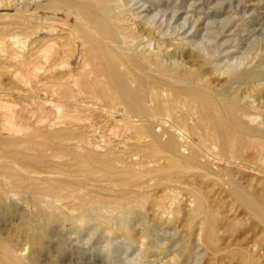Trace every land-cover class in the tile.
Instances as JSON below:
<instances>
[{"label": "rangeland", "instance_id": "obj_1", "mask_svg": "<svg viewBox=\"0 0 264 264\" xmlns=\"http://www.w3.org/2000/svg\"><path fill=\"white\" fill-rule=\"evenodd\" d=\"M41 1L46 2V0H0V13H1L0 14V97H1L0 105H3L2 103H4V107H5V108L0 109V113L1 112L3 113V116H2V113L0 114V118H1L0 122L4 121L2 119H7L10 116L9 114H12L13 116L14 115L13 113H15L13 117L16 121H20L19 117H21L22 123H24L25 121V123H29V124L33 123L32 125H34V122L37 119L38 120L41 119L40 123L43 125L40 126L41 124H38L37 122H35V125L38 124L40 127H43V131L45 130V132H48L46 131L47 129L49 130L48 127L55 126L54 128L52 127L51 130L49 131L50 133L49 132L48 133L53 134V132L56 133L57 131L59 133L58 136L60 135L62 136L63 133H60V132H62L64 128L63 126L65 125L61 123V124H55V125L48 126L50 120H54L57 117L56 112L53 111V109L48 105V103L46 104L44 102L47 100L52 101L54 99V96L52 95L51 90H50L51 88L49 89L48 86H51L52 88L56 90L59 89L58 92L62 90L65 92V89H66V92H68L69 89H72L73 87L72 83L70 82V79L67 76L69 75V69L71 70V72H74V73L79 72L77 74H78V78L80 79L79 81L80 84L81 83L82 85L87 84L88 82L92 81L96 77L94 74V71H95L94 69L96 68L97 63L94 59H92L89 55L85 54L84 52H83L84 54L79 55L81 50H83L84 46H82L81 44L79 45V42L77 43L75 41V43H73V47H74L73 52L67 51V54L69 56H72V58L76 60V61L72 60L73 65L71 64L72 66L70 65L67 67L64 65H61V66L57 65L66 56L64 52L61 53L60 51L62 50L61 48V44L63 43L62 41H67L66 38H68L67 31H65L64 29L66 26L65 24H63L64 23L63 21L67 19L66 18L67 15L56 13L53 11L50 12L46 8L43 10L44 6L42 7L43 4H40ZM125 2L126 4H124ZM110 4H112V2H110ZM37 5H41V6L37 7ZM39 7H41L40 10H39ZM6 10L10 13H8ZM119 10L120 11L122 10V12L120 14V20L118 23L121 25L123 24L122 26L124 28H126L127 26L130 29L131 27L130 31L132 32L134 31L133 32L134 37H136L137 35L136 37L137 39L135 40L144 42V44L141 45L142 46L141 49L144 51L147 50L145 52L155 50L154 52L163 53L162 54L163 58L168 63L172 59L178 62L182 61L181 63H183L185 67L191 68V69H194L202 65V72L205 74L206 79L210 82V85L213 88L215 89H221L223 87L227 88L225 92L226 94L225 96L228 98V100L232 99V97H234L238 93H239V96L241 97H244L243 96L244 94L250 96L251 89H252L251 93L256 92L255 93L256 96L254 97V94H251L248 101L249 102L253 101L252 102L253 105L251 103L250 104H251V107L253 108L254 106L256 110H254V108L253 109L251 108L250 110L251 112L254 111L253 113L257 114L256 116L258 117V119L256 118V120L250 121V124L256 127L259 126L260 128L263 127L264 125V110H263L264 109L263 108L264 88L262 87H264V85L259 86V88H262L261 90H263V91L258 90L259 93L257 92V89L250 87L249 86L250 84L249 85L246 84L248 86L244 84L246 87L243 84H241V86H238V88H236L235 86L236 84H234L231 86L232 88L229 87L230 89L229 90L227 87L228 85L227 74L223 72L221 73L220 71L219 72L216 71L214 67L212 66V64L207 63V59H205L207 56H205L206 55L205 53H202L203 51L199 49V46L201 44V45H204L207 49L209 47L208 50L210 51L208 50L206 51H208L209 53L213 52L212 54H214V56H212V60L219 67H224V65H226L229 62L239 60L238 59L239 56H240L239 57L240 59L241 58L243 59L245 57V59L246 58L247 59L246 60L244 59L243 65L245 67L246 66L250 67L251 69L253 68L252 73L253 72L254 74L256 73L257 74L256 77H259V78L261 76L264 77V69H262L264 68V63H263L264 62V55H263L264 54L263 53L264 52V0H125L123 4L120 6ZM13 13L16 15L14 16ZM51 15L52 16L57 15V16L52 17ZM16 16L17 18H15ZM51 17L56 20L52 19ZM63 17L65 18L63 19ZM30 18H34L32 21H30L33 24L32 29L35 28L34 31H32L29 34L30 37L25 42L24 44L25 46L23 45L24 47L22 45L21 46L18 45L17 47L14 46L15 44L11 42L10 37L11 35L12 36L16 35L18 33L17 31L18 29L14 26V24H12V20L19 19L18 20L19 22L25 23L24 21H26L27 23L29 22ZM7 19H10V23L9 21H7ZM49 23L50 24L52 23L53 25L49 26L48 25ZM37 24L39 25L38 27H37ZM9 25L12 26L10 27V29H9ZM50 28H52L53 30H50ZM57 33L59 34V37ZM52 35H53V38L55 37L54 39L52 38ZM56 36L59 39H57ZM189 36H191V38ZM46 37L47 38L49 37V38L47 39ZM44 38H46L47 40L45 41ZM49 39H52L54 41L57 40L56 41L57 43L55 42L56 44H58L60 41L62 43L60 42L58 46L55 43H52V41H50L49 43L48 42ZM196 40H199L201 42L200 44H198L199 46L196 44V43H199V41H196ZM212 40L213 41L215 40L218 42L214 41L215 42L214 43ZM29 41H31V43H29ZM149 41L151 43V47L148 48L147 46H144V45L149 43ZM176 41H184L186 45L183 42H182L183 44H181L180 42V45H179V43ZM46 42H48V45H45ZM40 44L43 46H41ZM193 44L195 45V47H193L194 46ZM38 45L40 46L39 48H38ZM44 45L48 46L47 48L51 47L50 49H52V51L53 50L55 51V52L53 51V53H56V54L52 53V55H55V56L63 55V57L59 56L58 59L56 60L55 56L53 57L49 49L46 50L47 48H45ZM75 46L79 49H77ZM163 46H167V47H163ZM218 47L221 51L218 49ZM247 47L251 48V52H249L250 48H247ZM37 48H38V51L36 52ZM40 48L42 49L44 48L46 50V54L49 52L51 56L49 54H47V56L49 55L51 58L49 56H48L49 58H47L45 52H43L44 50L42 51L40 50ZM32 49L35 50L34 52L35 55L34 53L30 54V50L33 52ZM244 49H246V52ZM39 50L42 52H39ZM241 51L245 53L241 54ZM27 52L29 53V56ZM59 52L60 54H58ZM250 54H251V59H249ZM32 55L34 57H37L34 60L35 62H37V63L34 62L35 65L38 63L40 65L35 66L34 64H32L33 59H34ZM221 55L223 56L220 57ZM45 56H46V60L47 59L50 60L48 64H47V61H45L44 59ZM27 57L29 59L28 61L32 60V62L26 61ZM219 57L221 60L219 59ZM88 58L92 59L93 63ZM247 60L248 61L250 60V61L245 62ZM38 61L42 63L43 68L41 67V63ZM200 61L201 62L204 61L206 65L201 63ZM27 64L31 67L32 65L35 66L36 68L33 67V69L35 72L37 71L38 74L36 73V75H34L33 69L32 68L30 69V67ZM251 64H253L254 67L253 66L251 67ZM16 65L20 68L22 67L21 70L23 71V74H25V76L22 75V71L20 69H17L18 67ZM54 65L55 67H53ZM83 65L85 66L83 67ZM25 66L26 68L28 67V69L26 70L32 71V73L27 71L30 74L28 77L26 75L28 73H25ZM38 66L42 68L43 70H40ZM44 66H45V69H44ZM256 66L258 69L260 68L257 71H256L257 69ZM15 67L17 68L15 69ZM82 72L85 74H83ZM31 74L34 76H32ZM60 74L62 75L61 78H59L61 76ZM85 75L87 76L89 80H86L87 78ZM36 76H39V77H36ZM24 77L29 79V81L27 82V79ZM24 79L27 83H24L25 82ZM95 79H98L99 81V80H102L103 77L100 76ZM82 81H84L85 83L83 84ZM219 82L222 83V87L220 86L221 83ZM258 82H259L258 85H260L261 82L262 84L264 83V81L262 80ZM258 82L256 81L255 83H258ZM255 83L251 84V86H253ZM28 84L31 86H29ZM243 86L245 88H243ZM33 87L35 89H33ZM243 90L244 92L246 91L247 94L246 93L241 94L243 93ZM248 90H250V92ZM228 91L229 92L231 91V92L229 93ZM227 93L230 96L229 95L227 96ZM89 95L87 94V95L81 96L82 98L80 96L79 98L78 96L74 98L72 97H69V98L61 97L60 98L63 100L64 105H66V103H68L69 105L71 104V102L77 101V103L82 105L80 107L82 109L81 114H87L92 120L94 119L91 122L96 123L98 121L97 122L98 124H96L97 129L95 131L90 132L89 131L90 128H87V127L84 128V130L89 131L88 133L89 135H91L90 137H93L92 135L96 133L94 135L96 136L94 139L95 141V144H93L94 146L88 145L87 147H89V149H91L92 151H95L96 152L95 154H98V155L100 154L99 155L100 157H103L102 155L103 151H104V154L106 153V151L108 152L107 150V145H108V149H110V147L112 146L113 150L115 149L114 152H117V155L119 153V156L121 155L124 158H126V161L131 160L132 162H136L135 160L137 161L144 160V158H142V153H140V155L138 156L132 155L133 157L130 156L128 157L129 159L126 157L127 155H124L123 153L124 151H126L125 144L132 143L133 140L129 139L131 130L126 131L124 127L122 128V126L119 125L120 123L118 124L115 121L119 119L121 116V113H123L121 108L111 109L107 105H104L105 104L104 100L107 101V98H104L103 100H101V102L104 103L103 104L100 102V100L96 101L95 99L87 97ZM252 96L254 98H252ZM258 100L261 104L258 103ZM88 102H89V105H87ZM93 102L94 104H92ZM260 105L262 107V110L260 108ZM256 106L258 107V109ZM65 107H67V110H65L66 108H64L63 106L61 108L62 113H65L67 111L69 113H73V112H70L69 106H65ZM5 109L7 111L8 109H10L11 112L13 113L7 112ZM259 109L262 113L257 111ZM6 112L9 113L8 114L9 116L6 115L7 114ZM39 115H40V119H39ZM240 115L242 116L243 114L241 113ZM259 117H261L262 119H260ZM25 118L28 120H26ZM102 119L104 121L101 122ZM106 120H108L107 123L105 122ZM110 120H112L113 123H111L112 121L110 122ZM78 123L79 125L81 124V125L86 126V124L90 123V120L78 121ZM119 126L121 129L119 128ZM30 129L28 128L29 131H31ZM52 130L54 131L51 132ZM97 132H98V135H97ZM18 134L19 133H17V135ZM19 135H21V132ZM37 139L40 141L46 142L45 148L43 149L44 155L40 154V152L42 153V151H38V150L33 151L36 154L34 155L35 157H39L42 155L45 156L44 158L40 159V161L38 162V165L42 168V171L45 174V176L49 175L50 173L62 174L64 176L68 174L67 172H70V174H72L71 176L76 180V182H80L84 190L94 191V192H98L102 194H106L107 192V194H110V193H113L116 189H119L120 187L125 188L127 190L128 189L130 190V188L138 189L144 194V196L146 195L147 201H145L144 204L141 206L138 205L139 210H138V207L133 208L135 212L140 211L141 213L138 214L137 212V216L135 218L136 220L134 219L135 221L132 220L131 222H129V225H131V227L129 226V229H131L132 231L128 229L124 231L125 229L124 228L122 229L123 227L122 225L125 224V220L131 218L130 216L131 214L128 213L129 216H127V214L125 212L123 213L122 210H114L116 213L113 211L108 212L107 215L109 217V220L106 222L99 221L98 224L96 225V230L92 231L91 233L88 231V229L75 232V231H71L68 229L66 231V229H62L56 226H52V228L51 227L47 228L44 225L43 227L45 229H44V234L42 236V239L40 240L39 244H35V245L32 244L33 238L32 239L29 238L28 237L29 234H27V231H26V226H28L30 223L31 225H35V214H34L35 211L32 206L31 195H28V197L22 200V202L21 201L19 202L11 201L8 204H4V203L0 204V206L2 205V207H0V210H3V211H0V241L3 239L2 241L5 240L4 242L8 240L15 242L20 247L22 256H25V257L32 256L31 258L35 264H129V263L130 264H264V224L259 219H257L254 215H252L247 210H245V208L241 204H239V202L236 200L234 195L231 194L232 192L230 191L229 186L221 182L213 174H211L210 176H205L204 178L201 177L200 179L197 177L194 180H192L191 177H189V179L187 177L186 179L187 181L185 180V182L194 183L196 187L201 186V188L200 187L199 188L201 189L204 197L206 196L205 198H207L205 199V203L207 204V207L209 208V214L207 215L209 217L207 218V216L205 217V215L203 214H197V216H195L196 213L193 212V208H194L193 207L194 204L192 203L193 199L184 193H183V196L179 195L180 199H178L179 196L177 197L178 199L177 201L178 203H177V202H174L177 199L173 200L172 198L166 197L164 195V191L161 190L160 187L156 186L155 181L153 179H150V180L147 179L145 181L144 179L137 180V181L128 180L125 183H122L123 185L122 186V185H119L121 184V181H116V180H110V182L109 180L104 181L101 178H99V174H95V175L90 174V178L93 179V180L91 179L92 180L91 181L90 178L87 179V177H89V174L87 175V173H85L82 175L83 173L82 170H84L82 169V167L86 168L85 170L87 171H88V168L89 170L91 168L92 169L97 168L96 166L98 165H99L98 167H102L103 164L100 161H103V159L102 160L98 159L99 162H94V163L91 162L90 160H88V158H86V155H83V154H86L87 152L86 148L83 146H80L79 148V145L71 147L74 150H76L74 152L78 156V158L76 155L74 156V153L71 154L72 156H70L67 151L69 147L66 149V146L72 141H68L66 138H64V135L61 138H56L57 140L56 139L46 140L43 138H37ZM251 140L252 138L250 139L246 137L243 138L242 152L246 156L244 159H237L234 161L232 159L223 160L219 156L215 155L214 150L212 151L208 150L207 151L208 153L205 152L204 158L206 160L207 166L210 167L209 169L215 171L216 169L223 170L227 168L230 170V174L232 175L233 179L237 181L239 185L242 186L244 182L246 183V185L249 184L250 186L249 185L246 186L244 184V186L242 187H246V189L252 188V189H247V190L248 191L251 190L249 192L254 193L253 194L254 198L256 199V201L258 200L257 201L258 204L262 206L263 208V205H264V175H263L264 174V171H263L264 170V152L256 150V153H255L254 152L255 149L252 148L253 142ZM75 141L76 140H73V144L75 143ZM117 141L118 143L120 141L119 143L120 145L115 143ZM121 142H123L124 144ZM247 144H249L250 146ZM58 145H62V146L66 145V146H63V147L61 146V148H58L57 147ZM78 151L79 152L83 151V152L79 153ZM119 151H122V152H119ZM209 151L212 153H210ZM64 152L67 153L68 156ZM79 155H81L83 158L85 156L84 158L85 160L81 159L82 158L81 156H80L81 158H79ZM99 156H96V157H99ZM74 157L77 158V161H78V162H75V164H74ZM241 160L243 162H241ZM85 161L87 165L85 164ZM254 161H256V163H254ZM66 162H68V164L73 163V165H71L72 168L70 167V171L66 169L67 168L66 165H68L66 164ZM81 162H84V163H81ZM160 162H162V160H160ZM63 163L64 165H62ZM90 163H92V165H90ZM212 163L217 164V167H215V164H212ZM80 164H83V166H80ZM58 165H60L62 170L57 169ZM85 165L86 167H84ZM133 166L134 168H138V165H133ZM74 167L76 168L80 167L81 170H78L79 169L78 168L77 170L79 172L77 173L76 168ZM51 168H56L57 170H52ZM28 169H30L31 171H34L31 168H28ZM56 178L57 177L55 176L53 180H56ZM211 178H213L214 180H212ZM210 179L212 181H210ZM48 181H52V180H48ZM153 181L154 183H152ZM116 182L117 183L120 182V183L117 184ZM143 182L144 183L148 182V184L146 183L142 184ZM126 184L127 186H125ZM153 184L155 186H151ZM106 185L108 186V188L109 187L110 188L109 189L106 188L107 187ZM118 185L120 187H118ZM148 186H151V187L148 188ZM143 187L144 188L146 187V188L144 189ZM152 197H154L156 200L155 199L153 200ZM187 197H188V200H187ZM166 198L168 199L166 200ZM141 203L142 202H140V204ZM160 204L161 205L163 204L164 206H161ZM178 207H181L182 209ZM147 208H148V210H146L147 213H145L146 211L144 210ZM7 209H9V211ZM169 209L170 211H168ZM174 210L175 212H173ZM18 211H20V215ZM118 215L120 217H118ZM115 216L121 225L117 222V219L115 218ZM212 217H214V219ZM26 221L27 223L23 224ZM213 221H215L214 224H213ZM212 226L214 227V230H212L213 238H212L211 243H209L206 238L208 237L210 228L213 229ZM143 228H147L146 230L147 232ZM120 230H122L124 233ZM84 231L85 233H87L86 235L89 236L88 239ZM128 231H130L131 234ZM213 231L215 232L214 234H213ZM125 232H128L130 236L127 233L126 235ZM74 233H77V234H74ZM147 233L151 235L148 238L144 237L146 236ZM90 234L92 236H90ZM1 237L3 238L1 239ZM130 237L131 239H129ZM4 238H7V240ZM62 238H64L63 239L64 241H68V242H64ZM81 238H84V239H81ZM26 240L27 241L29 240V241L27 242ZM69 241L71 243H69ZM127 241L128 242L130 241V243H128ZM133 241L134 242L136 241L135 244ZM42 242H45V244ZM126 242L127 244H130V245H127ZM132 242H133V246H132ZM125 244L127 245L126 246L127 248L125 247ZM180 244L181 246L179 247ZM110 245L111 247H109ZM67 246L69 247V249H67L68 248ZM31 249H35L37 252V255H35L36 254L35 250L32 251ZM102 249H104V251Z\"/></svg>", "mask_w": 264, "mask_h": 264}, {"label": "bare ground", "instance_id": "obj_2", "mask_svg": "<svg viewBox=\"0 0 264 264\" xmlns=\"http://www.w3.org/2000/svg\"><path fill=\"white\" fill-rule=\"evenodd\" d=\"M124 1L125 0H118V1L117 0H48V1L46 0V2H43V1L40 2V4H43L42 7L44 6L43 10L46 8L50 12L53 11L56 13H61V14L67 15L66 16L67 19L65 21H63L64 23L63 22L62 23L65 24V26H66L64 29H65V31H67L68 38H66L67 37L66 36L65 38L67 39V41H62L63 43L60 41L62 43L61 44L62 50L61 51L58 50L61 53L64 52L66 54V56L57 65H59V66L64 65L66 67L70 66L71 64L73 65L72 60H75V59H73L72 56H69L67 54V51L73 52V50H74L73 43H75V41H76L77 43L79 42V45L81 44L82 46H84L83 50H81L80 53L78 52L79 55L80 54L82 55L85 53L96 61L97 66L94 69L95 70L94 74L96 76L95 78L100 77V76L103 77V79L99 80V81H98V79L94 78L92 81H90L88 83L86 82L87 84H84L85 83L84 82L85 80H84V81H82L84 85H82V83L80 84V82H79L80 79L78 78V74H77L79 72L74 73V72H71V70L69 69V75H67V76L70 79V82L72 83V86H73L72 89H69V90L67 89L68 92H66V89H65V92L63 90L58 92L59 89L56 90V89L52 88L51 86H48L49 89L51 88L50 90H51L52 95L54 96V99L52 101L47 100L44 102L46 104L48 103V105L57 114V117L54 120H50L48 126L55 125V124H61V123L63 125H65V126H63L64 128H63L62 132H60V131L59 132L63 133L62 136L64 135V138H66L68 141H72L69 144H67V146L63 145V146H66V149L68 147L70 148V149L69 148L67 149L68 154L70 156H72L71 154H73V153H74V156L76 155L74 152L76 150H74L71 147L79 145V148H80V146H83L86 148L87 152H86V154H83V155H86V158H88V160H90L91 162H93V163L99 162L98 159H101V160L103 159V161H100L103 164L102 167H98L99 166L98 163H97L98 166H96L97 168L92 169L89 166L91 169L89 170V168H88V171L85 170L86 168L82 167V169H84V170H82L83 173L81 172L82 175L85 173H87V175L89 174V177H87L85 175L87 177V179L90 178V174H92V175L93 174L94 175L99 174V178H101L104 181L105 180L106 181L109 180V182H110V180L121 181V184H119L120 182L119 183L116 182L119 185H122V183H125L128 180L137 181V180L144 179V181H145L147 179L148 180L153 179L155 181L156 186L160 187L161 190L164 191V195L166 197H169V198H172L173 200H176L179 195L183 196V193L186 194L187 196L191 197L194 201V202L192 201V203L194 204L193 212L196 213L195 216H197V214H203L206 217L209 214V208L207 207V204L205 203V199H207V198H205L206 196L204 197V195L200 189L201 186H199L200 188L198 186L196 187V185L194 183L185 182V180L187 179V177H188V179H189V177H191L192 180H194L197 177L200 179L201 177L204 178L205 176H210L211 174H213L214 176L217 177V179H219L221 182H223L224 184H227L229 186L230 191L232 192V193L231 192L230 193L234 195L236 200L239 202V204H241L245 208V210H247L249 213L254 215L257 219H259L264 224V209H263L264 205L262 208V206H260L258 204V202H257L258 200L256 201V199L254 198V195H253L254 193H250L249 191H251V190H249V191L247 190V189H252V188L246 189V187H242V186H244V184L246 185L245 182L242 186L239 185L238 182L233 179L232 175L230 174V170L227 168L223 169V170H220V169L217 170L215 168L216 169L215 171L209 169L210 167L207 166L206 160L204 158L205 152H207L208 150H210V151L214 150L215 155L219 156L223 160L232 159L234 161L237 159H244L246 157L244 155V153L242 152L243 138L244 137L249 138V139L252 138V140H251L253 142L252 148L255 149V151H254L255 153H256V150L264 152V125L262 128H260L259 126L256 127V126L250 124V121H254V120H256V118L258 119V117L256 116L257 114L253 113L254 112L253 110H252L253 112H251V110H250L252 108L251 104L253 101L252 102L248 101L251 94H254V97L256 96L255 95L256 92L251 93L252 89H251V92H250V90H248L250 92V96H248V95L244 94V93H246V91L244 92V90H246V89H244L243 93H241V94H244L243 95L244 97L239 96V93H238L237 95L232 97V99L228 100V98L225 96L226 95L225 92H226L227 88H225V87H223L221 89L213 88L210 85V82L206 79L205 74L202 72V65H200L194 69H191V68L185 67L184 64L181 63L182 61L178 62V61H174L172 59L168 63L163 58V55H162L163 53L154 52L155 50H151L148 52H145L147 50H145V51L142 50L141 45L144 44V42H140V41L135 40V39H137L136 38L137 35H136V37H134V34H133L134 31L133 32L130 31L131 27L129 29V27H127L125 25L126 28H124L122 26L123 24L121 25L118 23L120 20V14H121L122 10L124 9V7H123V9L121 8L122 9L121 11L119 10V8L123 4ZM110 2H112V4H110ZM124 4H126V2ZM38 6H41V5H37V7ZM40 8L41 7H39V10H40ZM26 9H27V7H26ZM45 11H47V10H45ZM8 13H10V12H8ZM36 13H37V11H36ZM13 15L15 16L16 14L13 13ZM45 15H47V14H45ZM56 16L54 15L52 17H56ZM58 16H60V15H58ZM44 17H46V16H44ZM15 18H17V16ZM48 18H50V17H48ZM64 18L65 17H63V19ZM33 19L34 18H30L29 22H27V23H26V21H24L25 23H21L18 20H15V19L12 20L11 19L12 24H14V26L18 29L17 30L18 33L14 36L11 35V37H10L11 42L13 44H15L14 46H16V47L18 45L23 46L25 44V42L29 39V37H30L29 34L32 31H34V29H35V28L32 29L33 24L30 22ZM52 19H54V18H52ZM54 20H56V19H54ZM7 21H9V23H10V19H7ZM52 23L51 24L49 23L48 25L49 26L53 25ZM43 24H45V23H43ZM38 26L39 25L37 24V27ZM10 27H12V26L9 25V29H10ZM50 30H53V29L50 28ZM6 32H7V30H6ZM214 33H215V31H214ZM55 34H54V36H55ZM210 35H211V33H210ZM220 35H221V33H220ZM64 36H65V34H64ZM40 37H42V36H40ZM58 37H59V34H58ZM189 37L191 38V36H189ZM202 37H204V36H202ZM37 38H39V37H37ZM46 38H44L45 41L49 37L47 39ZM52 38H53V35H52ZM56 38H57V36H56ZM57 39H59V38H57ZM139 40H141V39H139ZM50 41H52V43H55L57 40L54 41L52 39H49L48 42L50 43ZM196 41H199V40H196ZM212 41H211V43H212ZM34 42H36V41H34ZM48 42H46L45 45H48ZM60 42L58 44H60ZM176 42H178L179 45H180V42H181V44L184 43V41H176ZM215 42H218V41H215ZM29 43H31V41H29ZM200 43L201 42L199 41V43H196V44L198 45ZM58 44H56V45H58ZM184 44L186 45V43H184ZM45 45H44V47L47 48L48 46H45ZM51 45H53V44H51ZM41 46H43V45H41ZM144 46H147L148 48L151 47L150 41H149V43H147ZM36 47H37V45H36ZM39 47L40 46L38 45V48ZM163 47H167V46H163ZM193 47H195V45ZM38 48H37L36 52L38 51ZM50 48H47L46 50L49 49V51L52 55L54 50L52 51V49H50ZM190 48H191V46H190ZM247 48H250V47H247ZM77 49H79V48H77ZM153 49H155V48H153ZM199 49L203 51V52L202 51H200V52L206 54L205 56H207V57L205 59H207V63L212 64V66L214 67V69L216 71H218V72L220 71L221 73L223 72V73L227 74V76H228V78H227L228 89H229V87H231L234 84H236L235 85L236 88H238V86H241V84H243V85L244 84L245 85L250 84L249 86L257 89V92H258V90L260 91L262 88H264V87L259 88V86L264 85V83L262 84V82H261V84L258 85L259 84L258 81H261V80L264 81L263 80L264 77H262V76H261L262 78L256 77L257 74L256 73L254 74V72L252 73L253 68L251 69L250 67H247V66L245 67L243 65V61H244L245 57L243 59L242 58L240 59L239 58L240 56H239L238 57L239 60L229 62L226 65H224V67H219L212 60V56H214V54H212L213 52L212 53L208 52V51H210V50H208L209 47L207 49L204 45L200 44ZM218 49H219V47H218ZM40 50H42V51L44 50L43 52H45V54H46V50L44 48L43 49L40 48ZM40 50H39V52H42ZM206 50H208V51H206ZM241 50H243V49H241ZM244 50L246 52V49H244ZM28 52H27V54L29 56ZM31 52L32 51L30 50V54H33L35 52V50H33L32 53ZM60 52L58 54H60ZM249 52H251V48H250ZM249 52H248V54H249ZM50 53L48 52L47 54L50 55ZM198 53H199V51H198ZM244 53L241 51V54H244ZM261 53H262V51H261ZM41 54H43V53H41ZM47 54H46V56H47ZM53 54H56V53H53ZM34 55H35V53H34ZM194 55H196V54H194ZM260 55H262V54H260ZM46 56H45V58L44 57L43 58L45 59V61H47V64H48L50 62V60L49 59L46 60ZM48 56H47V58L50 57V56L49 57ZM52 56L54 57L55 55H52ZM59 56L63 57V55H58V56H55V59L57 60ZM222 56L223 55H221L220 57H222ZM30 57H31V55H30ZM215 57H216V55H215ZM220 57H219V59H220ZM24 58H25V56H24ZM35 58H37V57H34L33 62L31 60V58H30L31 61H28L29 60L28 57L26 58L27 60L26 59L25 60L28 62H32V64L35 65V63H37L34 61ZM88 59H90V58H88ZM92 59H90L91 62H92ZM249 59H251V54H250ZM79 60H80V58H79ZM36 61H37V59H36ZM249 61L247 60L245 62H249ZM38 62H40V61H38ZM25 63H27V62H25ZM201 63L205 64L204 61H202ZM15 64H17V63H15ZM36 65H40V64L38 63ZM26 66H25V73H28V72L32 73V71L30 69L31 68L33 69V67H35V66L32 65V67H31L28 65L30 67V69H29L30 71L26 70V69H28V67L26 68ZM45 66H44V69H45ZM84 66L85 65H83V67ZM252 66L254 67L253 64H251V67ZM260 66H261V64H260ZM17 67H15V69ZM41 67L43 68L42 63H41ZM53 67H55V65ZM21 68L18 67L17 69L21 70ZM42 68L39 67L40 70H43ZM256 68H257V66H256ZM259 69L257 68L256 71ZM262 69H264V68H262ZM33 71H34V69H33ZM34 72H33V74L36 75L37 71L35 73ZM83 74H85V73H83ZM22 75L25 76V74H23V71H22ZM26 75L28 77L30 74L28 73ZM34 75H32V76H34ZM41 75H42V73H41ZM36 77H39V76H36ZM61 77H62V75L59 78H61ZM81 77H82V75H81ZM24 78H26V77H24ZM86 78H87V76H86ZM33 79H31V80H33ZM86 80H89V79L87 78ZM24 81H25V79H24ZM28 81H29V79H27V82ZM66 81H68V80H66ZM256 81L258 83H255ZM27 82L25 81L24 83H27ZM219 83H221V82H219ZM253 83H255V84L253 86H251V84H253ZM215 85H216V83H215ZM248 85H246V86H248ZM29 86H31V85H29ZM220 86L222 87V83ZM220 86H219V88H220ZM244 86H243V88L246 87V86L245 87ZM33 89H35V88L33 87ZM247 89H248V87H247ZM255 89H254V91H255ZM261 91H263V90H261ZM87 94L88 95L90 94L87 97L95 99L96 101L100 100V102L104 98H107V101L104 100L105 104L103 102H101V103H103L104 105H107L111 109L121 108L123 113H121L120 118L115 120V121L118 124L120 123L119 125L122 126V128L124 127L126 129V131L131 130L129 139L133 140L132 143H129L130 142L129 141L128 142L129 144H125L126 145V149H125L126 151H124L123 153H124V155H127L126 156L127 158L132 156V155L138 156V155H140V153H142V158H144V160L140 161L138 159L139 161L135 160L136 162H132L131 160L126 161V158H124L121 155L119 156V153L117 155V152H114L115 149L113 150L112 146H111L112 149H111V147H110V149H108V145H107L108 152L106 151V153L104 154V151H103L102 152L103 157H100L99 156L100 154L99 155L95 154L96 153L95 151H92L91 149H89V147H87L88 145L95 144L94 139L96 136H94V135L96 133L94 135H92L93 137H90L91 135H89L88 132L89 131L92 132V131H95L97 129L96 124H98L97 123L98 121L96 120L97 121L96 123L91 122L94 119L92 120L89 117V115H87V114H81L82 109L80 107L82 105L77 103V101L71 102V104H69V105H68V103H66V105H64L63 100L60 99L61 97H67V98L72 97V98H74L76 96H78V98H79V96L81 97V96H84ZM228 95L229 94L227 93V96ZM254 97L252 96V98H254ZM0 100H1V97H0ZM259 100H258V103H260ZM2 104L3 105H0V109L5 108L4 103H2ZM92 104H94V102ZM87 105H89V102L87 103ZM63 106H64V108H66L65 110H67V107H65V106H69L70 112H73V113H69L68 111L65 113H62L61 108ZM97 108H99V107H97ZM253 108H254V106H253ZM260 108L262 110L261 105H260ZM263 108H264V105H263ZM257 109H258V107H257ZM9 110L10 109H8V111L7 110L6 111L11 112V110L10 111ZM254 110H256V108H254ZM257 111L261 112L260 109ZM3 112H4V110H3ZM11 113H13V112H11ZM241 113L243 114L242 116L240 115ZM8 114L9 113H7L6 115L7 116L10 115V116L7 119H2L4 121L0 122V204H2V203L8 204L11 201H15V202L21 201L22 202V200L26 199L28 197V195H31L32 206H33L34 211H35V213H34L35 214V225H31V223L28 221L30 224L28 223L29 225L26 226V231H27V234H29L28 237L31 239L33 238L32 239L33 245L39 244L40 240L42 239V236L44 234V229H45L43 227L44 225L47 228L48 227L52 228V226H56V227H60L62 229H66V231L68 229V230L75 231V232L82 231L84 229H88V231L91 233L92 231L96 230V225L98 224L99 221H104V222L108 221L109 217H108L107 213L111 212V211L115 212L114 210H122L123 213L125 212L127 214V216H129V214H131L130 215L131 218L125 220V224L122 225L123 226L122 229L123 228L125 229L124 231H126L127 229L131 230V229H129V226L131 227V225H129V222H131L132 220H134L136 218L137 212H138V214L141 213L140 211L135 212L133 208L138 207V210H139L138 205L141 206L144 204L145 201H147L146 195L144 196V194L138 189L130 188L131 186L129 187L130 190L129 189L127 190L125 188L120 187L119 185H118V187H120V188L116 189L117 191L113 190L114 192L110 193V194H107L106 191H105L106 194H102V193H98V192H94V191L84 190L82 188L80 182H76V180L71 176L72 174H70V172H67L68 174L64 175V176L62 174H52V173L45 176V174L42 171V168L38 165V162L40 161V159L45 157V156H43L44 155L43 149L45 148L46 142L40 141L37 138H43L46 140L47 139L48 140H53V139L55 140L56 138H61L62 136L61 135L58 136L59 133L57 131H56V133H54L53 132L54 130L51 131V132H53V134H49L50 133L49 131L51 130V128L53 126L48 127L49 130L48 129L46 130L49 133L45 132V130L43 131V127H40L43 125L40 123V121H41L40 115H39L40 120H38V119L36 120V118H35V120H36L35 122H37L38 124H41L39 126L38 124L35 125V122H34V125H32L33 123H31V122H30L31 124L25 123V121H24V123H22L21 117H19L20 121H16L13 117L15 115V113H13L14 114L13 116H12V114H9V115ZM111 115H113V114H111ZM2 116H3V113H2ZM243 116H244V118H243ZM16 117H17V115H16ZM5 118H6V116H5ZM259 118L262 119L261 117H259ZM42 119H43V117H42ZM26 120H28V119H26ZM83 120H90V123L86 124V126L81 125V124L79 125L78 121H83ZM108 120H106L105 122L107 123ZM0 121H1V118H0ZM102 121H104V120L102 119L101 122ZM111 121L112 120H110V122ZM137 121H138V123H137ZM111 123H113V121ZM116 126H118V125H116ZM116 126H114V127H116ZM120 126H119V128H120ZM85 127L90 128V130L89 131L84 130ZM98 127H100V126H98ZM28 128L29 129L32 128V129H30L31 131H29ZM26 130L29 132H27ZM20 132H21V135H19ZM123 132H125V131H123ZM17 133H19V134L17 135ZM97 135H98V132H97ZM73 140H76L74 144H73ZM96 141H97V139H96ZM120 141H119V143H120ZM115 143L119 144L118 141ZM121 143H123V142H121ZM112 145H114V144H112ZM247 145H249V144H247ZM61 146L62 145H58L57 147L61 148ZM96 146H97V144H96ZM116 147H118V146H116ZM123 149H124V147H123ZM35 150L42 151V153L40 152V154H43V155L39 156V154H38L39 157H35L34 155H36V154L33 152ZM116 150H118V149H116ZM57 152H59V151H57ZM82 152H79V153H82ZM97 152H99V151H97ZM119 152H122V151H119ZM100 153H101V151H100ZM210 153H212V152H210ZM65 154L67 155V153H65ZM80 156L81 155H79V158L82 157V156L81 157ZM96 156H99V157H96ZM250 156H252V155H250ZM77 158H78V156H77ZM77 158L74 157V164H75V162H78ZM84 158H85V156H84ZM84 158L82 157L81 159H84ZM72 159H73V157H72ZM75 159H76V161H75ZM132 159H134V158H132ZM160 160H162V162H160ZM86 161H85V164H86ZM70 162H72V161H70ZM208 162H209V160H208ZM241 162H243V161L241 160ZM81 163H84V162H81ZM101 163H100V165H101ZM254 163H256V161H254ZM66 164H68V162H66ZM132 164L138 165V168H134V166ZM212 164H215V163H212ZM62 165H64V163ZM71 165H73V163L72 164L69 163L68 165H66L67 166L66 169H68V171H70ZM86 165L84 167H86ZM90 165H92V163H90ZM80 166H83V164H80ZM215 167H217V164H215ZM260 167H261V165H260ZM28 168H31L34 171H31ZM74 168H76V167H74ZM211 168H213V167H211ZM51 169L52 170H57V169L62 170L60 165H58L57 169L56 168H51ZM77 169L81 170L80 167H77L76 168L77 173L79 172ZM82 175H81V177H82ZM55 176L57 178H56V180H53ZM85 176H84V178H85ZM96 177H98V176H96ZM93 178H94V176H93ZM91 179L92 178H90V180ZM211 179L214 180L213 178H211ZM211 179H210V181H212ZM48 180H52V181H48ZM84 181H86V180H84ZM94 181H95V179H94ZM154 181L152 183H154ZM98 182H100V181H98ZM145 183L143 182L142 184H145ZM146 184H148V182ZM248 185L249 184H247L246 186H248ZM125 186H127V184ZM151 186H155V185L153 184ZM151 186H148V188H150ZM225 187H227V186H225ZM106 188H108V186ZM114 188H115V186H114ZM159 193H161V192H159ZM152 198H153V200L155 199L154 197H152ZM167 199L168 198H166V200ZM178 199H180V196ZM178 199L174 202H177ZM187 200H188V197H187ZM140 202H142V203L140 204ZM179 202H181V201H179ZM171 204H170V206H171ZM10 206H12V205H10ZM161 206H164V205L162 204ZM0 207H2V205ZM152 208H154V207H152ZM178 208H181V207H178ZM142 209H144V208H142ZM181 209H179V210H181ZM7 210L9 211V209H7ZM146 210H148V208L145 209L144 211H146ZM0 211H3V210H0ZM154 211H156V210H154ZM168 211H170V209ZM18 212L20 215V211H18ZM162 212H163V210H162ZM173 212H175V210ZM145 213H147V211ZM115 215H117V214H115ZM118 217H120V216L118 215ZM208 217L209 216H207V218ZM214 217H212V218L214 219ZM115 218H116V216H115ZM116 219H115V221H116ZM81 221L83 223H80ZM117 222H118V219H117ZM214 222L215 221H213V224H214ZM26 223H27V221L24 222L23 224H26ZM209 224H210V222H209ZM145 225H146V223H145ZM34 229H35V231H34ZM143 229L145 231L147 230V228H143ZM212 230H214V227H213V229L210 228L209 233H208V237L206 238L209 243H211L212 238H213L212 237ZM26 231H25V233H26ZM120 231H122V230H120ZM61 232H62V230H61ZM128 232L131 234L130 231H128ZM128 232H125V234L127 233L129 235ZM146 232H144V233H146ZM63 233H64V231H63ZM84 233H85V231H84ZM214 233L215 232L213 231V234ZM74 234H77V233H74ZM86 234L87 233H85V235ZM48 236H49V234H48ZM90 236H92V235L90 234ZM149 236H151V235H149V233H147L146 236H144V237L148 238ZM2 238L3 237H1V239ZM88 238H89V236H87V239ZM4 239L7 240V238H4ZM63 239L64 238H62V240ZM81 239H84V238H81ZM129 239H131V237ZM2 240L0 241V264H35L31 258L32 256H30V257L29 256L28 257L22 256L21 251H20V247L15 242L9 241V240L4 242L5 240L4 241H2ZM90 240H88V241H90ZM130 241H132V240H130ZM130 241L129 242L127 241V242L130 243ZM45 242H42V243L45 244ZM64 242H68V241H64ZM72 242H73V240H72ZM127 242H126V244H127ZM133 242H132V246H133ZM135 242H134V244H135ZM183 242H185V241H183ZM69 243H71V242L69 241ZM126 244H125V247L127 245H130V244H127V245ZM181 244L179 245V247L181 246ZM68 246H69V244H68ZM30 247H31V245H30ZM109 247H111V245ZM129 247H131V246H129ZM67 249H69V247ZM104 249H102V250L104 251ZM31 250L33 251L35 249H31ZM57 252H59V251H57ZM35 253H36L35 255H37L36 250H35ZM110 254H111V252H110ZM106 255H107V253H106Z\"/></svg>", "mask_w": 264, "mask_h": 264}, {"label": "clouds", "instance_id": "obj_3", "mask_svg": "<svg viewBox=\"0 0 264 264\" xmlns=\"http://www.w3.org/2000/svg\"><path fill=\"white\" fill-rule=\"evenodd\" d=\"M80 223H83L82 221Z\"/></svg>", "mask_w": 264, "mask_h": 264}]
</instances>
